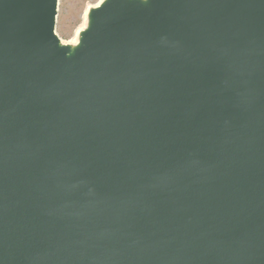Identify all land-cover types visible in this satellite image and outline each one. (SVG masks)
<instances>
[{
	"label": "water",
	"instance_id": "1",
	"mask_svg": "<svg viewBox=\"0 0 264 264\" xmlns=\"http://www.w3.org/2000/svg\"><path fill=\"white\" fill-rule=\"evenodd\" d=\"M152 4L0 0V264H264V0Z\"/></svg>",
	"mask_w": 264,
	"mask_h": 264
},
{
	"label": "rangeland",
	"instance_id": "2",
	"mask_svg": "<svg viewBox=\"0 0 264 264\" xmlns=\"http://www.w3.org/2000/svg\"><path fill=\"white\" fill-rule=\"evenodd\" d=\"M101 1L103 0H57L55 34L58 38L59 47L67 53L68 58L73 59V66L77 63V51L83 46L86 34L92 30H87L91 24L93 25L87 16V12L89 8L97 6ZM112 1L109 0L108 3L110 4ZM123 1L126 3V0ZM130 1L131 4L140 2V0ZM80 31H84L82 33L85 35L84 38L80 35Z\"/></svg>",
	"mask_w": 264,
	"mask_h": 264
},
{
	"label": "bare ground",
	"instance_id": "3",
	"mask_svg": "<svg viewBox=\"0 0 264 264\" xmlns=\"http://www.w3.org/2000/svg\"><path fill=\"white\" fill-rule=\"evenodd\" d=\"M108 2H109V0H107V1L103 0V1L99 2L97 4V6H95L93 8H89V10L87 12V16H88L89 19H91V22L93 23V25L90 23L92 26L90 25L89 29H87V30H91V29L94 28V26L96 24V18H97L98 11L103 9L104 7H106ZM125 2H126V5L131 4L130 0H126ZM135 5H138V7H140L142 10H145V11H147L149 13H153V11H154V6L152 4V0H140V2L135 3ZM83 32L80 31V35L82 36V38H84V36H85L84 34L82 35ZM87 32H85V33H87ZM79 47H81V46H79ZM74 58H75V56H74Z\"/></svg>",
	"mask_w": 264,
	"mask_h": 264
}]
</instances>
